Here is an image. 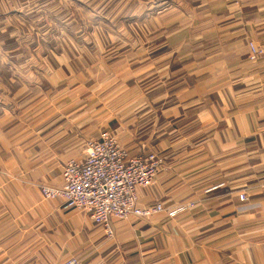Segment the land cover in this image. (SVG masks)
Segmentation results:
<instances>
[{"label":"crops","instance_id":"1","mask_svg":"<svg viewBox=\"0 0 264 264\" xmlns=\"http://www.w3.org/2000/svg\"><path fill=\"white\" fill-rule=\"evenodd\" d=\"M251 41L264 0H0V264H264ZM105 131L163 157L137 194L164 209L112 218L111 238L38 186Z\"/></svg>","mask_w":264,"mask_h":264},{"label":"built area","instance_id":"2","mask_svg":"<svg viewBox=\"0 0 264 264\" xmlns=\"http://www.w3.org/2000/svg\"><path fill=\"white\" fill-rule=\"evenodd\" d=\"M248 49L252 60L264 56V46L255 41L248 43ZM162 163L163 157L156 150L131 155L115 135L105 131L100 138L85 141L82 159L64 163L60 184L38 186L44 198H58L64 208L84 210L111 238L112 218L124 219L131 214L150 216L164 209L161 202L139 205L137 194L138 188L155 184ZM239 198L247 199V195L241 193ZM186 207L181 205L172 212ZM77 263L72 257L64 264Z\"/></svg>","mask_w":264,"mask_h":264}]
</instances>
